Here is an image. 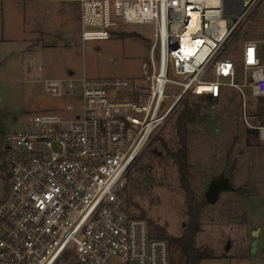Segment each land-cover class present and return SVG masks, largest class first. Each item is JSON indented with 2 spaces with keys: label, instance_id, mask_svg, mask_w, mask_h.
Segmentation results:
<instances>
[{
  "label": "built area",
  "instance_id": "obj_1",
  "mask_svg": "<svg viewBox=\"0 0 264 264\" xmlns=\"http://www.w3.org/2000/svg\"><path fill=\"white\" fill-rule=\"evenodd\" d=\"M81 38H109L120 23H149L153 40L145 81L88 78L72 73L42 78L60 110L36 113L34 127L3 130L0 164V264H175L185 246L154 233L127 202L129 169L183 94L217 97L240 89L244 120L264 141V115L253 123L237 65L220 53L238 25L264 0H77ZM237 14L228 27L224 14ZM261 39L242 47L243 85L264 96ZM173 70L180 78L169 76ZM168 82L180 86L164 102Z\"/></svg>",
  "mask_w": 264,
  "mask_h": 264
},
{
  "label": "rangeland",
  "instance_id": "obj_2",
  "mask_svg": "<svg viewBox=\"0 0 264 264\" xmlns=\"http://www.w3.org/2000/svg\"><path fill=\"white\" fill-rule=\"evenodd\" d=\"M66 6L72 7L74 14L80 11L78 3L70 0H0L1 130L33 128L31 116L60 110L66 100L45 91L44 77L72 73L145 81L153 40L151 24L120 23L109 38L83 41L81 21L75 17L65 20ZM224 15L228 27L237 19L235 13ZM253 38L262 40L264 60V1L249 12L220 53L235 60L236 80L249 99L248 119L257 123L259 115H264L256 113L261 100L252 94L250 86L242 84V47L245 40ZM34 41H40L35 51L14 55ZM28 62L35 68L33 72L24 70ZM169 76L180 78L172 69ZM179 90L178 84L168 82L164 102ZM188 95L198 101L200 116L205 115L188 124L191 185L203 199L215 175L228 177L230 184L216 202H208L203 208L196 243L211 248L214 256L200 264H264V141L253 131L248 135L239 88L223 84L213 102L207 99L208 94ZM181 108L180 99L131 165L126 191L133 213L145 211L147 218L164 225L171 234L181 233L188 218L177 163L166 151L167 147L179 146L175 121ZM3 175L0 172V197L6 186ZM72 257L68 252L57 264H69ZM183 260L178 258L175 264H183ZM110 262L123 264L116 259Z\"/></svg>",
  "mask_w": 264,
  "mask_h": 264
},
{
  "label": "trees",
  "instance_id": "obj_3",
  "mask_svg": "<svg viewBox=\"0 0 264 264\" xmlns=\"http://www.w3.org/2000/svg\"><path fill=\"white\" fill-rule=\"evenodd\" d=\"M187 94H183L181 98L182 108L176 117V135L178 137L179 146L175 149L167 147V154L172 157L176 163L179 174L180 185L185 193V203L188 218L186 223L179 234H171L167 231L166 227L162 224L153 222L149 219L151 227L155 234L166 237L170 241H175L188 250L186 258L183 260V264H200L201 260L206 257L214 256L213 250L208 247L198 246L196 243V235L201 229V217L204 206L208 203L206 198L200 199L195 190L193 189L190 181V162H189V146L187 142L188 134V124L190 122L200 120L205 117V115L200 116L199 104L196 99L190 98ZM261 102L256 109V113L264 114V96H259ZM209 102H213V96L207 95ZM250 131L255 132L258 136L257 130L251 127L248 128V135ZM3 130L0 128V135ZM166 145V142H163ZM5 164H0V172L3 173L5 170ZM135 214V213H134ZM142 216H146L145 211H142Z\"/></svg>",
  "mask_w": 264,
  "mask_h": 264
},
{
  "label": "water",
  "instance_id": "obj_4",
  "mask_svg": "<svg viewBox=\"0 0 264 264\" xmlns=\"http://www.w3.org/2000/svg\"><path fill=\"white\" fill-rule=\"evenodd\" d=\"M229 186L230 184L228 177H224L222 175H215L208 184V187L205 191L206 200L210 203L216 202L220 196L221 191L229 188ZM256 243H257V239H254L253 240L254 249Z\"/></svg>",
  "mask_w": 264,
  "mask_h": 264
},
{
  "label": "crops",
  "instance_id": "obj_5",
  "mask_svg": "<svg viewBox=\"0 0 264 264\" xmlns=\"http://www.w3.org/2000/svg\"><path fill=\"white\" fill-rule=\"evenodd\" d=\"M70 1H76L79 5V8H80V11L77 13V14H74V10L72 7L70 6H66L64 8V16H65V20L69 21V19L71 20L72 18H78L80 20V15H81V6H80V3L79 1L77 0H70ZM81 21V20H80ZM40 41H34V42H29L26 44V46H24L23 48L19 49L18 51L14 52V55L15 56H18L20 55V52H25L26 54L28 53H32L33 51H35L34 49L36 48V46H38L40 43ZM31 44H33L32 46H30ZM38 68H41V66L39 65ZM27 69L28 72H33L34 71V67L32 64H29V62L27 63V65L24 67V70ZM62 76V75H61Z\"/></svg>",
  "mask_w": 264,
  "mask_h": 264
}]
</instances>
